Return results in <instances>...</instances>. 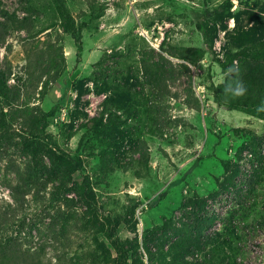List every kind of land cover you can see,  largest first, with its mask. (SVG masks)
<instances>
[{
    "label": "rangeland",
    "instance_id": "1",
    "mask_svg": "<svg viewBox=\"0 0 264 264\" xmlns=\"http://www.w3.org/2000/svg\"><path fill=\"white\" fill-rule=\"evenodd\" d=\"M64 1L0 0V247L264 264V0Z\"/></svg>",
    "mask_w": 264,
    "mask_h": 264
},
{
    "label": "trees",
    "instance_id": "2",
    "mask_svg": "<svg viewBox=\"0 0 264 264\" xmlns=\"http://www.w3.org/2000/svg\"><path fill=\"white\" fill-rule=\"evenodd\" d=\"M57 2L59 4V8H60V11L62 12V14H64L68 18H71L74 21V17L72 16L70 11L68 10L66 2L64 0H57ZM82 28H83V26L79 29L78 32H76V30L72 31L73 36L78 41L80 53L82 50L81 46H82V42H83ZM252 68H253L252 69L253 71L251 72V74H248L247 80L253 84V88L258 93L264 94V64H256ZM148 69H149V66H146V70H148ZM173 71H175V70L173 69ZM5 83H6V81L2 80V78L0 76V89H2L4 87V85H6ZM67 93H68V87L67 86H64L61 89L53 88V90H51L50 94H51V96L55 102V105L52 108V111H54L56 109L57 104L64 103L66 101ZM216 96L218 99H220V93L219 92H216ZM86 179L89 180V176H87ZM230 183H231V181L229 179L225 182V184L227 186H229ZM15 197H16V200H19V197L17 195ZM204 217H206V214H204ZM202 219H205V218L202 217ZM107 235H108V238L110 240V244L119 251V253L121 255V262H122V264H124L125 261L128 259V252L124 249L123 245L120 244L117 239H115L114 232L109 231L107 233ZM189 248H190V246H186L184 249H189ZM182 249H183V246H182ZM174 257H175V255H174ZM224 259H225V255L222 254V255H219L217 261L213 262L212 260H209V262L207 264H218L220 261H223ZM0 264H23V262L21 261V258H20V250L15 249L11 245L1 246L0 247ZM25 264H43V263L42 262H36L35 260H32V261L26 262ZM57 264H63V263L58 262ZM230 264H232V262Z\"/></svg>",
    "mask_w": 264,
    "mask_h": 264
},
{
    "label": "clouds",
    "instance_id": "3",
    "mask_svg": "<svg viewBox=\"0 0 264 264\" xmlns=\"http://www.w3.org/2000/svg\"><path fill=\"white\" fill-rule=\"evenodd\" d=\"M230 73L233 72H238L237 68H229L228 70ZM232 86L229 85L226 87L225 91L227 92L229 88H231ZM247 89L246 86L244 85V82L242 80H237L235 81V85L233 88V94L234 95H244L246 93Z\"/></svg>",
    "mask_w": 264,
    "mask_h": 264
}]
</instances>
